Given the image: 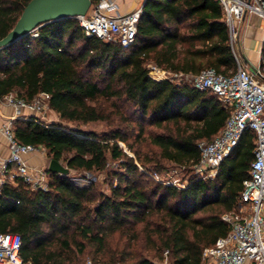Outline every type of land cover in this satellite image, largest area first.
Segmentation results:
<instances>
[{
	"label": "trees",
	"instance_id": "16d2710c",
	"mask_svg": "<svg viewBox=\"0 0 264 264\" xmlns=\"http://www.w3.org/2000/svg\"><path fill=\"white\" fill-rule=\"evenodd\" d=\"M30 1L0 0V40ZM151 64L174 74L195 76L205 69L235 74L238 66L220 3L147 0L128 49L87 37L78 20L69 18L0 50L1 101L14 94L30 103L44 95L62 123H106L114 115L125 122L99 134L33 118L14 121L20 143L45 150L71 171L106 172L115 181L109 182L110 193L94 184L76 186L70 176L49 171L48 192L21 180L6 183L0 194V233L21 235L26 262L82 264L93 248L95 259L110 254L103 264H156L134 250V228L143 224L157 256L168 251L170 264H202L204 250L229 234L222 217L237 208L249 178L253 136L245 133L213 180L193 177L185 189L155 182L149 165L158 175L169 163L192 166L199 160L198 142L217 136L230 112L209 91L154 80ZM101 100L112 102L114 109L108 112ZM121 103L131 119L121 113ZM144 142L153 152L141 153ZM111 163L118 164L116 170H109ZM112 233H129L128 244L111 251Z\"/></svg>",
	"mask_w": 264,
	"mask_h": 264
},
{
	"label": "built area",
	"instance_id": "2783aa9c",
	"mask_svg": "<svg viewBox=\"0 0 264 264\" xmlns=\"http://www.w3.org/2000/svg\"><path fill=\"white\" fill-rule=\"evenodd\" d=\"M121 1L92 2L87 14L76 18L85 35L105 43L119 44L124 49L130 48L137 37L144 8L142 5L132 12L121 14ZM217 1L223 9L230 44L238 66L235 74L225 76L217 73L215 69H205L192 76L164 71L153 64L148 68L151 77L156 81L169 79L179 85L188 84L201 92H211L230 112L229 119L217 136L211 141L202 140L197 144L199 160L191 166L193 177L197 180L215 179L222 164L238 147L245 133L252 134L254 149L249 178L244 181L237 208L222 217L230 226V232L214 246L204 250L202 264H264V49L261 65L255 71L243 66L236 54L239 26L247 13L264 20V0ZM32 34L37 36V32ZM1 103L13 108L15 115L7 118L1 126L10 155L7 158L0 157V194L6 183H16L19 180L33 190L48 192V170H33L27 161L41 149L20 143L13 125L17 119L28 120L22 113L24 110L44 115L47 108L49 109L47 98L41 95L28 103L12 94L3 101L0 100ZM34 120L42 122L41 118ZM151 176L158 183L179 189L187 186L189 182L178 186L161 180L157 174ZM22 247L21 235L0 233V264H32L22 257ZM160 264H170L168 251L164 252V260Z\"/></svg>",
	"mask_w": 264,
	"mask_h": 264
},
{
	"label": "rangeland",
	"instance_id": "374dc122",
	"mask_svg": "<svg viewBox=\"0 0 264 264\" xmlns=\"http://www.w3.org/2000/svg\"><path fill=\"white\" fill-rule=\"evenodd\" d=\"M136 1L137 0H132V1L125 3V5L122 6L121 14L128 13L133 8V5H135ZM100 104L103 105V107L107 108L108 112L114 109L111 105L112 102H106L105 100H101L99 102V105ZM120 106H121L120 107L121 113H123V115L126 114L127 115L126 118L131 119L130 113L128 112L127 108L124 107L122 103L120 104ZM47 115L48 117L52 115L50 109L48 108L45 111L43 117H47ZM50 120L51 118H49V121ZM120 122H122L123 125L125 123L120 115H116V116L114 115L111 118V121L106 122V123H93V124L84 126V125H76V124H66V123H62L61 121H59L58 124H63L65 126L68 125L71 128L77 126L83 130H92L100 134L103 132H107L111 130L112 128L117 127L120 124ZM121 146L123 148H126V146L122 143H121ZM138 148L143 155L150 153L152 151L151 148L148 146L147 142L142 143ZM40 154L43 156V158L46 159L47 161L46 168L48 169L49 162L52 159L47 156V152L45 150H40ZM117 167H118L117 163H111L109 170H116ZM165 168H166L165 171H162L159 174V177L163 181H170L174 183L175 185L179 186L183 184L186 185V182H188L191 178H193V172H192L191 166H186L185 168H181L174 164L169 163L165 165ZM147 171L150 172L151 174H154V175L156 174V171L154 170L152 165H149L147 167ZM70 179L76 186L90 187L92 184H94L99 191H102L105 193H110L109 182L114 181V180H111L110 176L106 172L98 173V172H87V171H72L70 175ZM154 181L157 182L155 179ZM186 187L187 186H185L184 188L182 187L180 189H185ZM154 220L158 222L157 218H154ZM142 226L143 224H137L136 227L134 228V231H136L135 236L137 238L135 245H133L134 250L137 253L139 252V255L146 256L150 258L156 264H160L164 260V256H163L164 252H163L162 258L157 256L156 251L153 248V244L149 243L145 239L144 234L142 233ZM128 238H129V233L110 234L108 237V244H109L110 250L113 251L114 249H122L128 244ZM106 258L109 259L110 254H105L104 256L97 255L95 259L94 249L89 248L82 264H103L102 262ZM116 264H121V263H116Z\"/></svg>",
	"mask_w": 264,
	"mask_h": 264
},
{
	"label": "crops",
	"instance_id": "0c3cea01",
	"mask_svg": "<svg viewBox=\"0 0 264 264\" xmlns=\"http://www.w3.org/2000/svg\"><path fill=\"white\" fill-rule=\"evenodd\" d=\"M132 0H122L120 2V11L125 3ZM145 0H137L133 8L129 11L132 12L135 9L141 7ZM247 2H254L255 0H246ZM128 12V13H129ZM264 49V20L259 18L255 14L247 13L242 24L239 26V39L236 46V54L240 58V62L243 66L248 67L250 70L255 71L259 68L262 61V51ZM44 96V95H42ZM46 97V96H44ZM47 98V97H46ZM51 111V110H50ZM28 119L41 118V121L46 124H58L59 115L51 111L50 117H43L44 115L35 114L29 111L22 112ZM15 111L6 103L0 104V157L7 158L10 155L8 142L1 132V126L5 123L6 119L13 117ZM49 118L51 120L49 121ZM28 164L33 170H48L46 168L47 161L39 153L30 156Z\"/></svg>",
	"mask_w": 264,
	"mask_h": 264
},
{
	"label": "water",
	"instance_id": "95a60500",
	"mask_svg": "<svg viewBox=\"0 0 264 264\" xmlns=\"http://www.w3.org/2000/svg\"><path fill=\"white\" fill-rule=\"evenodd\" d=\"M92 2V0H31L13 30L0 40V50L50 23L85 16ZM48 171L62 176H70L72 172L57 160L49 162Z\"/></svg>",
	"mask_w": 264,
	"mask_h": 264
}]
</instances>
